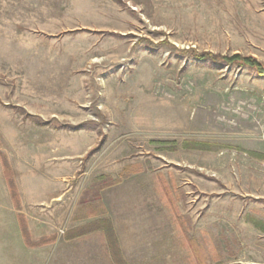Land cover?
I'll return each instance as SVG.
<instances>
[{"label": "rangeland", "instance_id": "rangeland-1", "mask_svg": "<svg viewBox=\"0 0 264 264\" xmlns=\"http://www.w3.org/2000/svg\"><path fill=\"white\" fill-rule=\"evenodd\" d=\"M233 54L264 70V0H0V264H264Z\"/></svg>", "mask_w": 264, "mask_h": 264}, {"label": "trees", "instance_id": "trees-1", "mask_svg": "<svg viewBox=\"0 0 264 264\" xmlns=\"http://www.w3.org/2000/svg\"><path fill=\"white\" fill-rule=\"evenodd\" d=\"M206 56H211V55L206 54V53L197 54L196 55V57L198 59H200V60L204 59ZM225 58H226V61H228V62H232V61H236V62L243 61V62H246L250 67L255 68L257 70V73L264 75V70L262 69L261 64L258 63L253 57H243V56H240L239 54H233V55H231L229 57H225ZM14 193H15V190L11 189V197L17 203L18 198L15 196ZM16 203H15V205H16ZM24 234L27 237L26 231H23V235Z\"/></svg>", "mask_w": 264, "mask_h": 264}, {"label": "crops", "instance_id": "crops-1", "mask_svg": "<svg viewBox=\"0 0 264 264\" xmlns=\"http://www.w3.org/2000/svg\"><path fill=\"white\" fill-rule=\"evenodd\" d=\"M54 197L56 198V196H54ZM117 233H118L117 236H118L119 245H120L121 249H122V246H123V250H125L124 235H122L123 232H122V230H119V231H117ZM67 234H68L67 239L69 240V242L77 240V238L79 236L78 234L73 233V232H68Z\"/></svg>", "mask_w": 264, "mask_h": 264}]
</instances>
